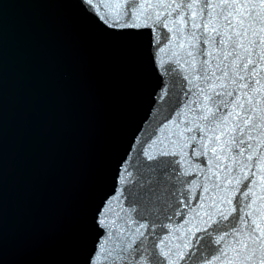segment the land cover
Masks as SVG:
<instances>
[{"label": "water", "instance_id": "obj_1", "mask_svg": "<svg viewBox=\"0 0 264 264\" xmlns=\"http://www.w3.org/2000/svg\"><path fill=\"white\" fill-rule=\"evenodd\" d=\"M117 4L126 0H0V264H135L141 223L147 245L182 247L191 231L181 264H244L235 229L246 227L238 217L249 219L250 202L233 188L213 191L199 158L189 163L201 171L183 175L161 131L182 99L186 65L157 70L154 37L166 30L114 25ZM225 197L232 203L219 204ZM208 216L221 245L203 243Z\"/></svg>", "mask_w": 264, "mask_h": 264}, {"label": "snow or ice", "instance_id": "obj_2", "mask_svg": "<svg viewBox=\"0 0 264 264\" xmlns=\"http://www.w3.org/2000/svg\"><path fill=\"white\" fill-rule=\"evenodd\" d=\"M87 3L92 5L93 0ZM115 7L118 11L112 17L114 25L122 26L124 21H132L131 27L166 30L163 39L160 31L154 37L156 69L163 68L166 74L173 63L179 65L182 61L186 74H181L182 99H178L177 105L161 121V131L166 133L169 144L179 149L174 155L187 165L183 175L194 177L201 171L193 169L189 163L199 158L213 191L233 188L250 202L247 205L252 209L247 213L249 219L238 217L240 224L246 227L235 229L239 234L235 235V243L239 245L235 250L244 264H264V227L261 226L264 213L256 206L261 197L254 191L261 183L257 175L264 179V0L244 3L237 0H155L147 4L126 0V4ZM169 51L171 55L167 61L158 59L160 53ZM159 78L160 100L168 102L170 90ZM176 107L180 111H176ZM173 114L176 119L172 118ZM189 148L192 151L186 153ZM168 155L170 153H161V156ZM145 157L156 162V157L147 153ZM149 191L150 187L145 189L146 194ZM204 191L209 189L204 188ZM153 196L159 199L153 193L148 196L149 205L153 203ZM218 203L231 204L232 200L225 197ZM237 211L238 207L231 209V212ZM217 212L221 221L228 218L224 210L217 208ZM212 223L211 216L204 221L205 227L200 230L206 237L203 243L221 245L226 236L213 240L207 230ZM148 228L149 225L141 223L135 230L139 236V242L131 246L135 264H181L186 258L182 248L191 245V240H187L192 236L191 231L186 233L182 247L169 248L167 238L160 241V245L145 244L142 230ZM196 239H200L199 235ZM221 258H226L223 253L217 257Z\"/></svg>", "mask_w": 264, "mask_h": 264}]
</instances>
